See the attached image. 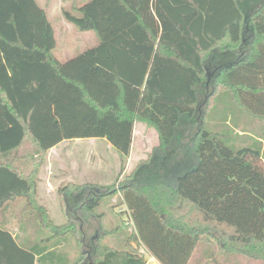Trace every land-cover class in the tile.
Listing matches in <instances>:
<instances>
[{"label": "trees", "instance_id": "trees-1", "mask_svg": "<svg viewBox=\"0 0 264 264\" xmlns=\"http://www.w3.org/2000/svg\"><path fill=\"white\" fill-rule=\"evenodd\" d=\"M226 1L231 13L205 10L202 0L72 3L64 18L93 31L98 42L61 61L37 0H0V182H10L0 185V264H145L147 255L160 264H202L209 245L264 264L261 141L233 149L197 116L206 97L228 91L264 124V0ZM204 13L210 24L200 33ZM136 122L157 134L145 160L117 187L77 202V211L66 194L89 184H61L63 222L55 223L37 189L48 149L63 140L104 139L118 153L122 174ZM179 123L195 133L174 164ZM108 193L119 195L132 226L122 248L103 242L117 227L96 223L87 239L79 228ZM22 199L48 233L42 245L24 247L8 228L4 212ZM69 234L80 247L73 261L56 243Z\"/></svg>", "mask_w": 264, "mask_h": 264}, {"label": "rangeland", "instance_id": "rangeland-1", "mask_svg": "<svg viewBox=\"0 0 264 264\" xmlns=\"http://www.w3.org/2000/svg\"><path fill=\"white\" fill-rule=\"evenodd\" d=\"M81 1L87 0H37L40 6L46 10L47 17L54 29L56 46L53 52L61 61L95 46L98 42L93 31L80 30L64 18L63 9H69L72 3L77 4ZM164 1L169 4L170 0ZM202 1V6L205 10L219 8L225 13H231L232 11V5L226 0ZM245 3L247 6H250L252 2L248 0ZM171 6L173 5L171 4ZM207 17V13L201 16L198 27H196L198 32L206 31L209 27L210 23L207 21ZM203 34L202 39H205V35ZM116 55L121 56V53L116 51ZM120 63L122 67H128L124 63V60ZM209 74H211L210 71ZM209 79L210 77L206 80V92L208 94L211 92V86L208 85ZM206 105L199 107L197 115L206 130L218 134L224 143L233 149L255 147L257 140H260L261 151L264 155V124L251 118L246 112L240 109L231 99L228 91H221L212 99L206 97ZM139 126L142 127L144 125L137 123L132 151L126 161L125 170L122 174H118L120 171V157L106 140L101 138L95 140L93 138H83L80 140H65V143L61 145L64 144L62 151H66V154L60 155V158H56L57 154H51L49 162L52 163V173L49 175V178L59 173L60 167L66 168L69 172L67 174L63 173V175H66L65 180H73L81 183L86 182L90 185L86 186L77 194L79 198H84L89 194L93 195L96 190L100 192L112 190L113 187L119 185L124 179V176L137 162L145 160L148 153L157 144L154 130L148 129L145 134H140L142 129ZM194 133L195 128L190 129L184 123L178 124L176 137L172 146V155L170 157L175 159L176 162L174 164L181 163L183 160L180 157L188 150ZM46 175L47 171H44L42 181H45ZM96 185L99 186V189H93ZM39 192L40 199L47 206L51 219L55 223H62L63 216L56 191L44 196L43 186L40 184ZM20 201L21 203L13 205L12 208L4 212L8 218L10 217L8 228L15 233L20 245L24 247H32L35 244L42 245V239L47 237L48 233L40 227L36 213L26 206L23 199ZM77 202L72 197H67L69 209H74ZM75 211H77V208H75ZM94 213L89 214L92 216L90 217L92 221L89 222L90 228H84L86 239L94 232L96 223L106 231L117 227L116 232L106 234L103 242L116 248H122L132 226L128 223L129 220L125 206L120 203L119 195L117 193L102 195L98 205L94 208ZM87 218L85 217L84 219ZM215 234L216 232H214ZM56 243H60L61 250L68 253L70 261L75 260L79 256L80 247L74 235L69 234L59 238L56 240ZM211 248L210 245L207 246V256L203 259L202 264H263L262 262L249 259L245 256L226 254V252L220 251L218 246H214V249L212 248L214 251L211 253ZM203 249L206 250V245Z\"/></svg>", "mask_w": 264, "mask_h": 264}, {"label": "crops", "instance_id": "crops-1", "mask_svg": "<svg viewBox=\"0 0 264 264\" xmlns=\"http://www.w3.org/2000/svg\"><path fill=\"white\" fill-rule=\"evenodd\" d=\"M137 123H141V122H136L134 124V131H133V134L134 135H135V132L137 130ZM139 128L142 129V131H141L140 134H145L146 130L153 129V128H148L145 125L142 126V127L139 126ZM154 134H155L156 140H157V134H156V131L155 130H154ZM74 140H78V139H74ZM133 140H134V136H133ZM62 143H65V140L59 142L55 146H53L50 149H48V151L46 152L45 161H44V163L41 165V167L39 169V172H38V181H37V189H38V197H39V199H40V192H39V185L40 184H41V186H43L44 196L45 195H48V194H51L52 192L56 191V195H57V197L59 199L57 189H58V187L61 184H65L67 182H75V183H80V184L86 183V182H82V183L81 182H76V181H73V180H65L64 178H65L66 175H63V173L67 174L69 171H67L66 168H62V167L59 168L60 169V172L59 173L54 174V175H52V178H49V175L52 173V163L49 162L50 161V158H51V154H53V153L55 155L57 154L56 158L57 157L60 158V155H64V153L66 154V151H64V152L62 151V146H64V144L61 145ZM132 145H133V142H132ZM131 151H132V149H131ZM44 171H47V175L45 176V181H42V179L44 177L43 176ZM3 183H5V185H7V183H10V182H9V180H5L3 182H0V185H3ZM86 184H88V183H86ZM66 197H72L74 200H76V201L79 202L82 199L87 200L90 196L89 195H86L84 198H79V196H77V194H75V193H71V194L68 193V194H66ZM40 201L42 202V199H40ZM59 202H60V200H59ZM126 214H127V212H126ZM90 217H92V216L89 215L87 219L81 221L80 226H79L80 229L81 228H83V229L84 228H90L89 222L92 221ZM77 219H78V217H77ZM115 229H116V227L115 228H111L110 230H115ZM141 251H142V249H141ZM145 264H160V263L153 256L147 255V260H146V263Z\"/></svg>", "mask_w": 264, "mask_h": 264}]
</instances>
